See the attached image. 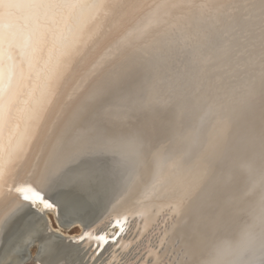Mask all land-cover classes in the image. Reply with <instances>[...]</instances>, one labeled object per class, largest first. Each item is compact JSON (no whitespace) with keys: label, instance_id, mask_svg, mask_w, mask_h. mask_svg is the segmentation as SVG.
Wrapping results in <instances>:
<instances>
[{"label":"bare ground","instance_id":"6f19581e","mask_svg":"<svg viewBox=\"0 0 264 264\" xmlns=\"http://www.w3.org/2000/svg\"><path fill=\"white\" fill-rule=\"evenodd\" d=\"M79 2L82 70L42 109L21 104L23 70L40 35ZM118 57L125 62L101 86L123 74L151 116L131 129L120 112H97L86 96L66 92L92 85ZM263 99L264 0H0V264H99L102 254L85 260L68 239L104 213L138 218L134 230L146 238L133 264H192L200 254L196 264H236L246 237L224 245L228 217L209 187L199 191L194 168L219 151L221 137L230 143L239 111ZM95 173H107L97 186L88 181ZM25 195L52 200L59 217L30 211ZM261 243L254 249L264 255Z\"/></svg>","mask_w":264,"mask_h":264},{"label":"rangeland","instance_id":"374dc122","mask_svg":"<svg viewBox=\"0 0 264 264\" xmlns=\"http://www.w3.org/2000/svg\"><path fill=\"white\" fill-rule=\"evenodd\" d=\"M91 40L95 42V38ZM99 49L101 55L105 50L103 48ZM124 62L125 60L121 57L108 58V60L105 61V67L110 68V70L104 69V71H100L92 85L84 89L73 86L68 88L66 92L74 91L86 96L88 102L97 112H120L121 118L125 124L129 126L128 128L131 129V126L137 124L141 117L151 118V116L146 114L145 110H141L142 108L140 109V105H138L140 102L137 100L138 97L135 92L136 83H127L129 78H124L122 74L112 78L108 84H103L101 86V82ZM110 64L111 66L108 67L107 65ZM98 86H101V89H98ZM63 90L65 91L66 89ZM95 90L97 91L95 92ZM49 101L50 99L48 102ZM257 104L258 106H256V108L252 105L250 108L249 105H247L245 110L239 111V113L241 112L240 115L238 113L239 121H236L234 125L236 127L237 123H239L238 127L235 130L233 129L235 131L233 132L234 135L227 139L230 143L226 145L225 136L224 138L221 137V140L218 141L221 143L219 145V151L216 154H214V151H211L206 157H203L201 161H199L198 167L194 168L195 171L198 170L196 172L198 178H202L198 181V185L200 184L199 191L205 194L209 187L213 198L215 197L216 199V203L221 204L220 207L218 206V213H220L221 216L224 215L228 217L229 229L227 233H231V236L227 238L224 245H233L235 241L246 237L243 242V248L241 247V249H239L240 256L236 264H248L250 262L251 264H264V255L261 253L258 254L254 249L262 242L261 240L264 239V182L262 183L264 178V108L259 111V106L262 108V105H264V99L257 102ZM165 116L170 118L168 115ZM159 117L160 113L157 112L156 116L153 118H158L156 121H159ZM241 117L244 118V120H242ZM199 119V116H194L192 120L193 129L195 127L198 128ZM73 176V180H77L79 185L82 186L86 184L84 182L87 181V178H83L81 175ZM106 176L107 173H95L94 177L89 178L88 181L90 184L92 183L93 186H97L106 179ZM258 183L262 184L255 187ZM244 197L247 198L244 200ZM53 224L56 225L54 221ZM76 230L78 229L74 228L71 232L74 233ZM255 232L258 233L255 234ZM260 232L263 233V237ZM254 234L258 238H256ZM254 242L257 243V245L254 244ZM251 247L253 250H251ZM252 251L256 253L252 254ZM212 254L208 253L205 254V256L208 258L209 255ZM199 256L201 257L202 254L193 257V261H191L192 264L199 262L197 259ZM246 257L249 258V261L248 259L246 260ZM253 258H255V260H252ZM212 260L213 258L208 264H210ZM104 261L105 260L102 259L99 264H103ZM202 263L201 261L199 264ZM175 264H181L180 260Z\"/></svg>","mask_w":264,"mask_h":264},{"label":"clouds","instance_id":"9594fccd","mask_svg":"<svg viewBox=\"0 0 264 264\" xmlns=\"http://www.w3.org/2000/svg\"><path fill=\"white\" fill-rule=\"evenodd\" d=\"M66 7L70 11L46 25L33 49L31 62L23 70L19 102L34 101L37 110L43 108L63 81L75 78L82 70L78 58L83 54L85 32L77 9L85 5L79 2Z\"/></svg>","mask_w":264,"mask_h":264},{"label":"water","instance_id":"95a60500","mask_svg":"<svg viewBox=\"0 0 264 264\" xmlns=\"http://www.w3.org/2000/svg\"><path fill=\"white\" fill-rule=\"evenodd\" d=\"M44 199L50 200L47 198ZM52 203L54 204L53 201ZM55 206L58 207L57 205ZM137 219L136 216L131 217L124 214H119L117 218H114L113 216H106L104 213L96 221L85 225L80 236L85 231L93 230L95 235L105 237L107 242L96 248H93L92 245L85 247L83 243L80 244L83 251V259L87 260L91 258L95 260V258L102 254V259L105 260L103 264H116L115 262H117V260L119 264H127L128 262V264H133L138 261L139 255L135 258L134 256L137 252H141L142 248H139L138 245L141 244L142 238L146 235L144 234L143 237L140 238L138 235V232H141L139 225H137V229L134 230V223ZM113 230L114 232H112ZM68 241L72 242L71 239H68ZM145 248L146 247L143 248L140 256L144 255V252L147 250ZM93 255L94 258H92Z\"/></svg>","mask_w":264,"mask_h":264},{"label":"snow or ice","instance_id":"6c2138e0","mask_svg":"<svg viewBox=\"0 0 264 264\" xmlns=\"http://www.w3.org/2000/svg\"><path fill=\"white\" fill-rule=\"evenodd\" d=\"M21 198L30 205V211L32 212L43 213L51 209L55 211L57 217L60 215L59 208L56 207L51 200H45L42 195H39L37 198L25 195ZM27 215V212L18 215L14 220L11 221V224L18 225ZM71 240L76 245L83 243L85 247L92 245L93 248L100 247L102 244L107 242L105 237L95 235L93 230L85 231L81 236L72 237ZM92 258H94V255Z\"/></svg>","mask_w":264,"mask_h":264}]
</instances>
